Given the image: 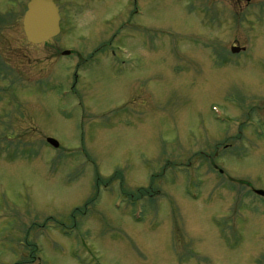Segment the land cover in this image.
Segmentation results:
<instances>
[{"label":"rangeland","instance_id":"374dc122","mask_svg":"<svg viewBox=\"0 0 264 264\" xmlns=\"http://www.w3.org/2000/svg\"><path fill=\"white\" fill-rule=\"evenodd\" d=\"M26 2L0 0V264H264V0H54L40 45Z\"/></svg>","mask_w":264,"mask_h":264},{"label":"water","instance_id":"95a60500","mask_svg":"<svg viewBox=\"0 0 264 264\" xmlns=\"http://www.w3.org/2000/svg\"><path fill=\"white\" fill-rule=\"evenodd\" d=\"M22 31L26 41L34 45L45 43L55 37L59 33V15L53 0H29L22 17ZM231 51L237 52L238 48H231ZM62 54L67 55L68 51ZM46 141L53 147L58 145L51 138H47ZM257 193L264 195L261 191Z\"/></svg>","mask_w":264,"mask_h":264},{"label":"bare ground","instance_id":"6f19581e","mask_svg":"<svg viewBox=\"0 0 264 264\" xmlns=\"http://www.w3.org/2000/svg\"><path fill=\"white\" fill-rule=\"evenodd\" d=\"M199 199V197L197 198V200Z\"/></svg>","mask_w":264,"mask_h":264},{"label":"flooded vegetation","instance_id":"af4514ba","mask_svg":"<svg viewBox=\"0 0 264 264\" xmlns=\"http://www.w3.org/2000/svg\"><path fill=\"white\" fill-rule=\"evenodd\" d=\"M22 243L24 244V241Z\"/></svg>","mask_w":264,"mask_h":264}]
</instances>
